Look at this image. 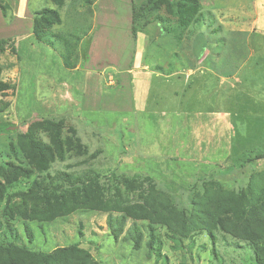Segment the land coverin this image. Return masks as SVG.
<instances>
[{
    "label": "rangeland",
    "instance_id": "rangeland-1",
    "mask_svg": "<svg viewBox=\"0 0 264 264\" xmlns=\"http://www.w3.org/2000/svg\"><path fill=\"white\" fill-rule=\"evenodd\" d=\"M141 1L0 0V40L15 47L0 50V242L56 264H256L264 0H201L186 26L163 3L134 35ZM44 8L61 17L49 14V36L70 44L36 37ZM32 138L53 148L43 164ZM66 174L85 184L57 198ZM135 222L155 227L161 256L125 239Z\"/></svg>",
    "mask_w": 264,
    "mask_h": 264
},
{
    "label": "trees",
    "instance_id": "trees-1",
    "mask_svg": "<svg viewBox=\"0 0 264 264\" xmlns=\"http://www.w3.org/2000/svg\"><path fill=\"white\" fill-rule=\"evenodd\" d=\"M163 3H166L171 10L175 9L176 12L180 16V23L182 26H186L191 21L195 20L197 16H199V13L201 11V0H142L140 4L137 6L133 4L132 7V32L133 34H137L138 26L137 21L142 18L143 16L146 17L148 13H151L152 11H157L158 8L161 7ZM49 14H54L56 16V19L58 21L61 20V17L59 13L53 9L44 8L39 11L34 12V17L38 21H43L44 24H41L37 22L34 24V33L36 37L41 40L45 41L49 44H51L55 48L61 47V42L66 44L71 43V39L69 38V34H59L54 35V38L58 42H54V39L49 36V33L51 31L50 27L52 22L50 21ZM46 22V23H45ZM73 33V32H71ZM10 38H3L0 40V50H4L6 48V45L8 47L10 46L11 49H15L13 42L9 43ZM8 129L7 126L0 124V131ZM54 140L56 147L59 151H62L63 145H62V139L59 135L56 133L54 134ZM31 145L36 151V153L39 156L40 162L43 164L44 156L46 152L52 153L53 148L43 143L40 140H37L35 138H32ZM252 151H249L248 153H243L240 157V161L242 163L246 161L253 160L252 157ZM256 158L264 157V154H257L255 156ZM241 163V164H242ZM66 180L68 179L69 184H71L72 187L68 186H62L61 192H57V198L63 196L65 193H69L71 195H74L75 189H79L80 183L85 184V181L81 177H72L68 174ZM92 181V178H90ZM94 181V180H93ZM92 181V182H93ZM67 183V181H64ZM36 188L40 187L39 182H36L35 184ZM50 187L45 188V191H50ZM250 218L257 219L264 217V200L260 201L257 205H254L250 209L249 213ZM121 220L125 222L126 220L125 216H121ZM112 216H110L109 219V225L112 226ZM144 225V224H143ZM145 226V225H144ZM134 229L135 234H131L130 236H126L125 239L128 241H133L135 248H140L143 243L145 242L147 247L150 250H154L155 254L158 256H161V247H162V239L158 237V234H156L155 227L153 228L152 224H149V227H143L139 226L137 222L134 223ZM115 231V230H114ZM147 234L148 240L145 239V233ZM115 233V232H113ZM249 241L251 242L252 249L255 252V261L256 264H264V238H260L257 235H251L249 237ZM31 242V241H30ZM79 243H73L67 248H61L62 250L69 249V250H77L79 249ZM0 253H5L7 256L6 262L7 264H56L54 260V252H44L41 250L33 249V247H29L26 244H19L15 241H12L10 239H2L0 242ZM23 256V257H22ZM22 257V258H19ZM99 264V263H95Z\"/></svg>",
    "mask_w": 264,
    "mask_h": 264
}]
</instances>
